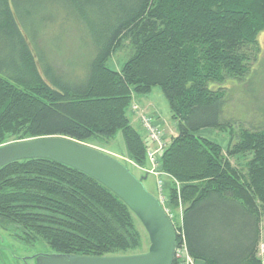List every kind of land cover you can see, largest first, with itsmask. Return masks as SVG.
Instances as JSON below:
<instances>
[{
	"label": "trees",
	"instance_id": "obj_1",
	"mask_svg": "<svg viewBox=\"0 0 264 264\" xmlns=\"http://www.w3.org/2000/svg\"><path fill=\"white\" fill-rule=\"evenodd\" d=\"M46 8L89 36L93 52L81 79L55 69L38 46ZM263 29L264 0H0V146L43 137L104 146L120 132L127 160L145 171L146 141L126 112L133 95L159 88L176 122L157 160L170 178L163 208L173 215L176 247L182 229L195 264H262L264 128H240L225 150L193 132L229 127L234 135L222 120L224 84L246 80ZM125 38L133 54L119 72L110 70L106 63ZM248 155L246 174L227 159ZM136 222L113 193L67 166L35 159L0 169V229L25 248L124 254L141 247Z\"/></svg>",
	"mask_w": 264,
	"mask_h": 264
},
{
	"label": "rangeland",
	"instance_id": "obj_2",
	"mask_svg": "<svg viewBox=\"0 0 264 264\" xmlns=\"http://www.w3.org/2000/svg\"><path fill=\"white\" fill-rule=\"evenodd\" d=\"M44 14L48 20L45 24H43V20L39 24L40 27L37 30L38 46L44 49L47 58L55 69L63 70L64 72L62 73L66 74V77L81 79L93 52L87 32L84 29H79L80 27L78 28L72 20L67 19L65 14L59 9L46 8L44 9ZM41 19H43L42 14L38 17L37 22ZM133 51L134 48L130 39L125 38L121 43V47L107 61L106 67L119 72L123 64L132 56ZM250 55L246 80L242 83L228 81L224 84L227 103L223 110L222 120L224 123L232 124L234 135L231 134V128L229 127L222 129L205 128L193 132L195 136L219 144L224 150L229 144L230 139L233 138V142H236L240 128L247 130L264 128V29L258 34L256 45L250 51ZM137 106L145 108L146 113L139 111ZM139 112L142 117L147 118L151 122V126L156 128L160 138L164 139L167 144L169 143V139L176 135V122L171 118L168 105L159 88H154L147 96L133 95L126 112L133 128L141 136H143L144 131V135L146 136V130L143 128L142 131L140 128ZM132 113L136 119H134ZM15 142L19 141H9L7 144ZM86 145L125 163L129 171L131 170L130 172L137 179H140L145 172L127 160L120 132L104 146L94 142ZM151 146L152 142H146V150L147 147ZM250 158L251 155L244 157L236 156L235 158L228 157L227 159L234 169L242 174H246V164ZM147 163L149 165L147 168L150 170L151 166L148 161ZM155 168L157 169V164ZM143 185L151 195H156V184L152 175L143 181ZM178 212H180V209H178ZM263 225L264 216L261 221V230ZM136 227L140 234L141 247L124 254L117 253L115 256H130L147 252L149 247L147 235L137 222ZM260 241L257 256L261 260V263L264 264V245L262 240ZM48 251L44 243L38 244L35 249L25 248L12 238L11 232L0 229V264H15V261L13 262L11 259L12 254L18 257H26L34 253L48 254Z\"/></svg>",
	"mask_w": 264,
	"mask_h": 264
},
{
	"label": "water",
	"instance_id": "obj_3",
	"mask_svg": "<svg viewBox=\"0 0 264 264\" xmlns=\"http://www.w3.org/2000/svg\"><path fill=\"white\" fill-rule=\"evenodd\" d=\"M48 159L77 170L113 193L144 229L147 252L130 256L77 257L41 254L36 264H173L174 228L160 203L129 169L114 158L85 144L63 137H43L0 146V169L10 163Z\"/></svg>",
	"mask_w": 264,
	"mask_h": 264
},
{
	"label": "built area",
	"instance_id": "obj_4",
	"mask_svg": "<svg viewBox=\"0 0 264 264\" xmlns=\"http://www.w3.org/2000/svg\"><path fill=\"white\" fill-rule=\"evenodd\" d=\"M140 123L142 128H144L147 132L146 142L147 143L152 142V146L147 147L146 150V156L151 166V169L148 172L157 175L155 167L159 156L163 153L166 147V142L164 139L162 140V138H160V135L157 132L156 128L151 126L152 124L147 118L140 116ZM157 190L159 193L161 192L162 190L161 182L157 183ZM160 201L161 203H163L165 199L163 197H160ZM166 213L169 215L170 218H172V215L168 211H166ZM180 237L181 239L174 253L175 260H177L179 264H195L193 259L188 255L187 248L185 245V240L182 235V229H181Z\"/></svg>",
	"mask_w": 264,
	"mask_h": 264
},
{
	"label": "crops",
	"instance_id": "obj_5",
	"mask_svg": "<svg viewBox=\"0 0 264 264\" xmlns=\"http://www.w3.org/2000/svg\"><path fill=\"white\" fill-rule=\"evenodd\" d=\"M135 101V100H134ZM135 104V103H134ZM133 104V105H134ZM135 105H137V104H135ZM138 107V106H137ZM139 108V111H141L142 113H146V110H145V108H143V107H138ZM140 113V112H139ZM133 114V113H132ZM152 115H154V116H156L155 114H152ZM133 116H134V119H136V117H135V115L133 114ZM139 117V116H138ZM158 117V116H157ZM140 128H141V126H140ZM145 133H144V131H143V135H144ZM145 136V135H144ZM150 176V175H149ZM148 176V177H149ZM148 177H147V179H148ZM152 177H154V176H152ZM154 179H155V184L157 183V181L159 180V181H162V182H166V181H170V178L168 177V176H166V175H160V176H157V177H154ZM163 179V180H162ZM155 192H156V186H155ZM163 193V196H164V192H162ZM177 222H179L180 221V224H181V227H182V211H180V212H178V210H177Z\"/></svg>",
	"mask_w": 264,
	"mask_h": 264
},
{
	"label": "flooded vegetation",
	"instance_id": "obj_6",
	"mask_svg": "<svg viewBox=\"0 0 264 264\" xmlns=\"http://www.w3.org/2000/svg\"><path fill=\"white\" fill-rule=\"evenodd\" d=\"M39 254L40 253H34V254L26 256V257H18L15 254H12V258L11 259L13 260V262L15 261V264H19V263H22V264H36L35 258Z\"/></svg>",
	"mask_w": 264,
	"mask_h": 264
}]
</instances>
